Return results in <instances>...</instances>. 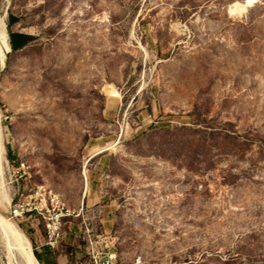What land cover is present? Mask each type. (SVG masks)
I'll return each instance as SVG.
<instances>
[{
	"label": "rangeland",
	"instance_id": "374dc122",
	"mask_svg": "<svg viewBox=\"0 0 264 264\" xmlns=\"http://www.w3.org/2000/svg\"><path fill=\"white\" fill-rule=\"evenodd\" d=\"M0 21L33 35L0 65V213L32 250L264 264V0H0Z\"/></svg>",
	"mask_w": 264,
	"mask_h": 264
},
{
	"label": "bare ground",
	"instance_id": "6f19581e",
	"mask_svg": "<svg viewBox=\"0 0 264 264\" xmlns=\"http://www.w3.org/2000/svg\"><path fill=\"white\" fill-rule=\"evenodd\" d=\"M253 0H248L251 3ZM242 7L236 3L233 11H239ZM234 13V12H233ZM9 33L5 22L0 21V65L5 66L7 53L11 51ZM113 97H119L117 90L109 92ZM1 127V126H0ZM0 129V180H3L4 145ZM5 192V191H4ZM0 201L11 203L7 193L0 192ZM0 264H40L36 258L28 239L20 231L19 227L4 214L0 213Z\"/></svg>",
	"mask_w": 264,
	"mask_h": 264
},
{
	"label": "built area",
	"instance_id": "2783aa9c",
	"mask_svg": "<svg viewBox=\"0 0 264 264\" xmlns=\"http://www.w3.org/2000/svg\"><path fill=\"white\" fill-rule=\"evenodd\" d=\"M28 206H29V203L16 204V206L13 209L14 216L15 217L22 216L25 213V211L32 212L33 209L38 210L36 206H33V207H28ZM39 213L43 216V218L48 220V223H47L48 240L46 242V245L49 248H55L57 247L59 240L61 238V232L56 222V221H59L61 214L59 215L56 214L54 217L49 216L47 218L42 212V210H40ZM90 256H91L93 264H124L123 262L119 260L118 253L116 251V248L113 242L111 246H106L105 250L102 252H99L98 250H95V248H92ZM130 264H153V263L147 262L143 258V256L139 255L136 258H134Z\"/></svg>",
	"mask_w": 264,
	"mask_h": 264
},
{
	"label": "trees",
	"instance_id": "16d2710c",
	"mask_svg": "<svg viewBox=\"0 0 264 264\" xmlns=\"http://www.w3.org/2000/svg\"><path fill=\"white\" fill-rule=\"evenodd\" d=\"M15 19L16 18L12 14H10V20L8 23L9 27L12 25ZM8 33L12 51H17L24 48L33 39L32 34L21 31H14L11 28L9 29ZM33 252L40 264H58L56 258L53 259L51 254L47 251L38 252L37 249L34 247Z\"/></svg>",
	"mask_w": 264,
	"mask_h": 264
},
{
	"label": "crops",
	"instance_id": "0c3cea01",
	"mask_svg": "<svg viewBox=\"0 0 264 264\" xmlns=\"http://www.w3.org/2000/svg\"><path fill=\"white\" fill-rule=\"evenodd\" d=\"M43 251H44V250H43ZM38 252H42V250H39ZM56 260H57V263H58V264H62V263L60 262V260H59L58 257L56 258ZM67 261H68V260L66 259V260L63 262V264H67Z\"/></svg>",
	"mask_w": 264,
	"mask_h": 264
}]
</instances>
